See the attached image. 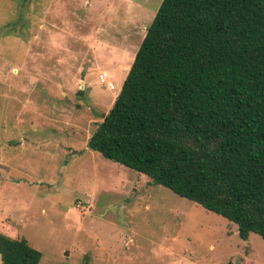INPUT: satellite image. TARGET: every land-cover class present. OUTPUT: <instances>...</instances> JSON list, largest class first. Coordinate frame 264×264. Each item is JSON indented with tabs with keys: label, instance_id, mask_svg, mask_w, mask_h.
<instances>
[{
	"label": "rangeland",
	"instance_id": "374dc122",
	"mask_svg": "<svg viewBox=\"0 0 264 264\" xmlns=\"http://www.w3.org/2000/svg\"><path fill=\"white\" fill-rule=\"evenodd\" d=\"M161 1L0 0V233L39 264H264V239L85 143Z\"/></svg>",
	"mask_w": 264,
	"mask_h": 264
},
{
	"label": "trees",
	"instance_id": "16d2710c",
	"mask_svg": "<svg viewBox=\"0 0 264 264\" xmlns=\"http://www.w3.org/2000/svg\"><path fill=\"white\" fill-rule=\"evenodd\" d=\"M87 147L264 239V0H162Z\"/></svg>",
	"mask_w": 264,
	"mask_h": 264
},
{
	"label": "built area",
	"instance_id": "2783aa9c",
	"mask_svg": "<svg viewBox=\"0 0 264 264\" xmlns=\"http://www.w3.org/2000/svg\"><path fill=\"white\" fill-rule=\"evenodd\" d=\"M98 79H99V81H100L101 83L106 84V87L108 88V90H111V91L115 90V87H114V85L112 84V82H110V81L108 80V76H107L106 73L99 74V75H98Z\"/></svg>",
	"mask_w": 264,
	"mask_h": 264
},
{
	"label": "crops",
	"instance_id": "0c3cea01",
	"mask_svg": "<svg viewBox=\"0 0 264 264\" xmlns=\"http://www.w3.org/2000/svg\"><path fill=\"white\" fill-rule=\"evenodd\" d=\"M114 100H115V99H114ZM89 138H90V137L88 136L87 139L85 140L86 145H87V141H88ZM84 150L86 151L87 149L85 148ZM245 260H246V259H245Z\"/></svg>",
	"mask_w": 264,
	"mask_h": 264
},
{
	"label": "water",
	"instance_id": "95a60500",
	"mask_svg": "<svg viewBox=\"0 0 264 264\" xmlns=\"http://www.w3.org/2000/svg\"><path fill=\"white\" fill-rule=\"evenodd\" d=\"M104 117H105V115L102 116V118H104Z\"/></svg>",
	"mask_w": 264,
	"mask_h": 264
}]
</instances>
